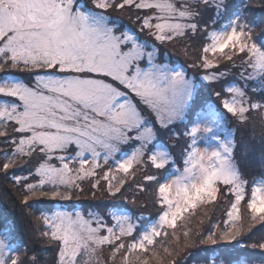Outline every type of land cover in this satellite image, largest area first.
Returning a JSON list of instances; mask_svg holds the SVG:
<instances>
[{
  "label": "snow or ice",
  "instance_id": "1",
  "mask_svg": "<svg viewBox=\"0 0 264 264\" xmlns=\"http://www.w3.org/2000/svg\"><path fill=\"white\" fill-rule=\"evenodd\" d=\"M246 7L247 0H241L229 22L215 27L228 11L226 0H0V73H5L0 77V145L4 146L0 173L30 165V176L12 173L16 185L23 182V203L71 200L73 190L83 191L80 182L97 176L116 196L156 140L155 125L145 110L160 128L169 129L196 107V82L182 68L158 62L159 49L152 45L149 50L135 31L118 26L109 9L142 12L136 17L139 30L160 44L202 31L207 43L200 50V67L218 68L220 60L233 61L240 55L250 69L246 79L264 87V40L253 41L255 25L249 23ZM202 8L215 12L211 30L201 26ZM14 71L31 74V82L11 75ZM224 75L207 73L203 80L213 83ZM224 91L227 96L215 92L219 105L202 106L184 133L189 141L183 170L162 180L145 177L157 182L161 208L148 229L135 234L133 218L115 210L108 213L111 224L96 213L85 217L81 212L55 210L37 216L44 225L41 236L55 245L54 264H176L174 256L199 235L189 223L202 206L216 203L221 186L234 199L223 228L215 224L200 243L238 241L245 231L242 203L251 224L264 223V179L249 190L234 157L237 144L226 120L230 114L245 124L250 112H260L264 119V91L257 100L241 87L230 85ZM207 140L214 146L201 147L200 142ZM130 141H139L140 146L98 172L113 160L121 144ZM148 160L161 170L172 157L166 148L153 145ZM119 173L123 175L117 178ZM31 177L35 182H29ZM99 184L96 179L92 186ZM239 247L264 252V238L251 244L239 240ZM0 264L49 262L2 231ZM219 264L253 262L237 255L234 261Z\"/></svg>",
  "mask_w": 264,
  "mask_h": 264
},
{
  "label": "rangeland",
  "instance_id": "2",
  "mask_svg": "<svg viewBox=\"0 0 264 264\" xmlns=\"http://www.w3.org/2000/svg\"><path fill=\"white\" fill-rule=\"evenodd\" d=\"M81 3H83V0H81ZM201 11L204 14L200 20V23H201V25H205V24L207 25V23L209 21L210 14L206 13V11L209 12L210 8H208V9L202 8ZM135 12H137L135 9H130V8H125L123 10H119V9H115V8L109 9V15L112 17V19L123 22V24H124L123 27H126L125 29H131L133 31H135V30L137 31V29L133 25L134 22L131 23L130 13L135 20H136V17L138 15H142V12H138L136 15H135ZM115 23L119 26V24L117 22H115ZM146 33H147V31H146ZM256 33H258V32H256ZM137 35H138V33H137ZM138 36L140 39L142 38V41L147 42L149 44V50H151L152 45H155L159 49V52H158L159 54H160L161 49H164L169 53V56H166L167 60H163L161 57H159L157 55V61L158 62L167 63V64L174 66V67H177V68L183 67L181 64L180 58L177 57L179 51H178L175 43L172 46L170 45L167 48H163L161 46L163 44H160L157 41H153V40L148 41L147 39H145L144 36H147L146 34H142V37H141L140 33H139ZM188 37L190 39H192L193 44L195 43V45H194L195 47H200V45L203 41V38H202V35L198 33V31H197L196 35L189 34ZM177 41L182 44L181 40H177ZM187 52H189V51H187ZM190 52H191V50H190ZM194 52L192 55V59L194 60L195 63H199L200 62V60H199L200 55L197 54L195 50H194ZM235 65H237L236 68L242 69L240 72H238V74L231 76L232 74L230 72V75H229V77L231 76L230 78L228 77L222 81L218 80V81L213 82V83H217V84L221 83V84H219V87L222 84L225 85L226 88L230 85L241 87V88H244L245 91L247 92L246 87H247V85L249 86V84H250V80L246 79V77L248 76L246 69H248V68L246 67L244 60H243L242 56H240V55L235 56L233 61L220 60L218 68L206 70V69H203L202 67H200V70H203L202 73L204 75L207 73L219 74V73H225L226 70H230V71H232L233 69L236 70ZM182 69L185 71L184 68H182ZM4 75H5V73H0V77H3ZM11 75H15L18 78L24 79L26 82H31V74H29V73H25V72H21V71H14V72H11ZM187 75L190 79H193L192 77H190L189 74H187ZM203 76H202V81H200L201 86L200 85L199 86L203 89L204 93L203 92L202 93L204 96H203V98H200V100L202 101L204 99H209L212 101V103H215L212 96L209 95L212 93L209 89V85H211L212 83H209L208 81L203 80ZM235 80H238V81H235ZM240 80L243 83L242 85H239ZM227 83H229V84H227ZM197 88L199 91L198 86H197ZM199 96H201V95H198V97ZM141 107H143V106H141ZM257 113H260V112H250L248 114L249 119L258 118ZM145 115L155 125V129L157 132L156 140L153 141V144L148 145L149 151H147L145 153L143 163L141 165H138L135 167V169L133 170L134 176L129 177L127 179V182L124 184V186L128 182H130L134 177H138V176L141 178V180L144 183L146 182V185H148V186L150 185L151 181L146 180L145 177L148 175H155V172L157 171V169H155L153 166H151V163L148 160V155L150 154V151L153 149V145H155V147L157 149H159L161 147L166 148L172 157V162L168 165L169 170H168V172H166V176L169 175L170 173H175L176 169H180L182 171L184 168L185 152H186V147H187V144L189 141V138L186 135H184V133L192 126L191 122L195 120L196 115L195 114L192 115L191 116L192 118H190V121H186V124H184V121H177L175 124L170 125L169 129H171V131H169V129L160 128L159 124L155 123L154 115H152L147 110H145ZM226 120H227V125L230 128V130L234 133V138H235L237 129H236V131L234 130L236 127L234 125L235 124L234 121H236V118L232 117L230 114H226ZM247 122L250 123L249 120ZM258 123H259L258 119L255 120V124L257 125ZM176 134H180V135L176 136ZM240 135H241V133H240ZM173 137L177 138V140L174 142L172 141ZM245 139H246V134H245L242 141L246 142L248 144L249 142H247ZM235 141L237 144V149L234 153V157L239 164L243 179H245L247 182H249V180H248L249 173L256 167L257 163L262 164V171L260 172L259 176H257L256 179H254L250 184H248V188L250 190V188L252 187L254 182H257L259 180L264 179V159L262 157H259L260 154L258 153V151L260 150L262 145H254V146L249 145V151L246 154L247 157L249 156L248 160L245 159L242 161L239 159L238 148L239 147L241 149L247 148V146H246L247 144L246 143H240V145H239L240 139L237 140V138H235ZM139 146H140L139 141H130L126 144H121L119 146V151H117L114 154L113 160H110L107 165H103L102 168L98 170V172H104L108 168L113 167L114 161L122 160L126 156H130L132 151ZM171 146H173L176 149L174 154H172V152H171ZM200 146L201 147L214 146V142L211 140L201 141ZM69 154L74 155V153H71V150H70ZM53 162L57 163V166H59L58 162H55V161H53ZM29 167H30V165H24V166L20 167L19 169L20 170L25 169L24 171H26V170H29ZM0 175L3 177L4 174L0 173ZM116 175H117V178H119V176H121L123 174L119 173ZM33 178H35V177H33ZM96 179L100 180V184H99L98 188H93L92 185ZM6 182L8 183V181H6ZM80 183L82 184V187H83L82 192L77 191V190H73V198L71 200H60V201L61 202H69L70 204H74V205H80V204L91 205V204L99 202V201H101V202L107 201L113 205H116V207L114 209L115 211L124 212L133 218V221L136 224L135 232L137 231L138 227L141 226L143 224V222L145 221L141 214H143L144 216H148L152 210L150 205H146V204L141 202V201H144L143 200L144 196H142L141 192L138 191L139 189L136 190V188H135L134 195H136V197L134 199H133V197H131V201L129 202L130 203L129 205L123 204V208H127V210H124V209L122 210L121 207H118L121 205V202L119 201V199L116 196H111L108 193L107 182L104 181L103 179H100L99 176L94 177V178L89 179V180H84ZM9 185H11V184H9ZM5 189H6V191H5L6 193L0 194V202L3 203V200L6 198L8 205L9 206L13 205V207L16 209L18 214H20L21 206L19 203L21 201V204H24L23 203V194L19 193L14 188H9L5 182L0 180V193H3V190H5ZM9 192H11V193H9ZM225 192H226V189L224 188V186H221V194L217 198L216 203L213 205L202 206L200 209L197 210V217L193 218L192 221L189 223V227L192 228L193 231H195L198 228L199 233H200V231H202V232H206L205 234H207L209 229L213 230V226L215 224L222 222L220 225L223 226L224 221H220L219 219L222 217V213L224 211V207H225L226 203L228 204L230 202V200L232 202L234 199V197L226 195ZM6 200H5V202H6ZM41 200H49V199L45 198V199H41ZM14 202L17 203V205H14ZM101 202H99V203H101ZM18 204L20 207L18 206ZM66 207L60 206V207H57L56 209H52L51 211H48L47 213L51 214V212L55 211V210L67 211ZM136 209H139L141 214L131 212L132 210L134 211ZM129 210H131V211H129ZM67 212H80V211H69L68 210ZM92 213H94V212H92ZM160 213H161V211H160ZM241 215H242V223L245 227V231H244V234L241 236V240L245 241V240L249 239V240L256 241L259 238H260V240H262V238H264V223L251 224L249 214H248L247 209L243 203L241 205ZM32 216H33V213L31 212V214H29V217H31V218H29L27 220V224H28L27 229L30 228L34 237H37L38 234L41 235L42 228L40 227L39 223L37 222L36 216H33V217ZM158 217H157V219H158ZM200 219H203L202 224L199 223ZM35 220H36V222H35ZM155 221L153 223H155ZM108 222L110 224L113 223L111 220ZM210 223H211V226H210ZM31 225H33L35 228H31ZM150 226H148L146 229H148ZM5 229H7L6 226L0 225V232L4 231ZM146 229H144V230H146ZM144 230H142L140 233H142ZM197 238H200L199 235H197ZM43 239L44 240H42V241L40 240V243L44 242L45 247L47 248L46 253L43 255L46 257L49 264H54V260L56 257L55 245H51V244L47 243L46 238L43 237ZM129 239H131V238H129ZM199 241H201V240L199 239ZM195 242H196L195 239L192 238V244L190 247H192L195 244ZM34 244H38V243L37 242L33 243L32 248H34ZM24 246L27 247L31 251V249L29 248V246L27 244H25ZM209 246L211 247V245H209V244H202L201 243L200 249H205V247H209ZM190 247H188L187 249H189ZM213 248L219 249L220 247L217 244L212 246L210 249V255H211L210 257L213 256L212 252L215 251ZM107 255H108V251L106 250L103 252V256L105 258H107ZM212 258H213V260L217 261V264H219L220 261L217 260L218 259L217 254L215 255V257L213 256ZM174 259L175 260L177 259V255L174 256ZM261 260L264 261V257H262ZM262 261L259 262L258 264H262Z\"/></svg>",
  "mask_w": 264,
  "mask_h": 264
},
{
  "label": "trees",
  "instance_id": "3",
  "mask_svg": "<svg viewBox=\"0 0 264 264\" xmlns=\"http://www.w3.org/2000/svg\"><path fill=\"white\" fill-rule=\"evenodd\" d=\"M226 2L229 5L228 11L226 14L222 16L221 20L217 21L215 27H220L222 24L228 23L230 16L239 8L241 4V0H226ZM243 11L246 13L249 23L255 25L254 30H253V37H252L253 41H256L258 43L261 42L262 40H264V0H247V7L244 8ZM137 13L138 12H135V15ZM206 13L210 14L207 26L209 30H211L212 27L214 26L212 21L215 19V12L210 8V11L209 12L206 11ZM130 16H131V23L134 22L133 25L136 27L137 31L136 30L135 31L138 33V35L140 33V36L142 37V34H146L147 36H144L145 39H147L148 41H152V40L155 41L150 35H148V33H146V31L141 32L139 30V22L133 18L131 13H130ZM114 21L117 22L119 26L121 27L124 26L123 22L117 21V20H114ZM201 26L203 27L204 25H201ZM198 33L201 34L203 38V41L200 47H195L194 46L195 43L193 44L192 39H190L189 37H186L185 39L181 40L182 44L178 41H173L171 43L161 45L163 48H167L170 45L171 46L174 45V43L176 44L177 49L179 51L177 57L180 58L181 64L183 66L182 68L185 69V71L187 72V74L190 75V77H192L193 79L195 78L194 81L199 87V95L201 96L197 97L196 107L193 109L192 113L186 116L184 120V124H186V121H190V118H192L191 116L196 114V112H198L202 106H206L207 104L212 103V101L209 99H204L202 101L200 100V98H203L204 96L203 95L204 91L200 87L201 86L200 81H202V76L204 74L202 73L203 70H200V66H199L200 62L195 63L194 60L192 59V55H193L194 50L196 51L197 54L200 55L201 54L200 50L203 47V45L207 43V41L205 40V34L202 31L198 30ZM140 40L142 41V38ZM186 50L189 52H187ZM158 56L161 57L163 60H167L166 56H169V53L166 50L161 49L160 54L158 53ZM193 65H196V66L194 67ZM236 66L237 65H235V68ZM241 70L242 69L240 68H236V70L233 69L232 71L226 70L225 73H227V75L221 76L219 81H222L225 78H228L230 75V72L232 74L231 76H234L238 74V72H240ZM246 71L248 75V73L250 72V69H246ZM235 81H238V80H235ZM216 84L217 83H212L211 85H209V89L212 92L209 95L212 96L216 105H219V100L215 96V92L217 91L221 92L222 96H227L228 94H226V92L224 91V89L226 88L225 85L222 84L219 87V84L221 83H218L217 85ZM242 84L243 83L240 80L239 85H242ZM253 88H256L257 90L253 92L252 91ZM246 90H247L249 97H251L253 100H257L260 97L261 91H264V87H262L258 81L250 80V84L249 86L247 85ZM257 117L258 118L249 119L250 123L247 122L245 124H240L237 120L234 121L235 123L234 125L236 126L234 130L236 131L237 129L235 138H237V140L240 139L239 145L240 143H246L242 141L245 134H246L245 140L249 142L248 144L246 143L247 148H244V149H241L240 147L238 148L239 159L242 161L245 159L248 160L249 156L247 157L246 154L249 151V145L250 146L262 145L258 153L260 154L259 157H262L264 159V119H262L261 113H257ZM257 119L259 123L256 125L255 120ZM177 135L179 136L180 134H176V136ZM176 140H177L176 137L172 138L173 142ZM0 149H4V146L0 145ZM175 151L176 149L173 146H171L172 154H174ZM33 163L35 162L33 161ZM24 170L25 169L20 170L19 168L10 169L9 174H4L3 177L0 175V180L5 182L9 188H14L19 193L23 194V182L21 183V185H16L12 179V173L30 176V171L29 170L24 171ZM168 170H169V167L167 166L164 169L157 170L155 172V175L158 177V179L162 180L166 176V172H168ZM261 171H262V164L257 163L256 167L249 173L248 184H250L254 179H256V177L259 176ZM35 180H36L35 178L31 177V180L29 182H35ZM6 181H8V183L11 185H9ZM157 186L158 185L156 181H151L149 186L146 185V182L144 183L141 180V178L138 176V177H134L130 182H128L125 186H123V188H121V191L116 195V197L121 202V205L118 207H121L122 210L123 209L127 210V208H123V204L129 205L130 204L129 202L131 201V197H133V199L136 197V195H134L135 188L136 190L139 189L138 191H140L142 196H144V199H143L144 201H141V202L146 205H150L152 209L148 216H144L143 214H141L139 209H136L134 211L129 210L131 212L141 214L145 220L143 224L138 227L135 234H139L142 230L150 226L160 214L161 209L159 207V204L157 203ZM5 191L6 189L3 190V193H0V194H5L6 193ZM5 200L6 198L3 200V203L0 202V225L7 227V229H5L4 231L11 233V236L15 239L17 243L23 246L27 244L29 248L31 249V251H36L41 254H45L47 251L46 250L47 248L45 247V243L44 242L40 243V240L41 241L44 240L43 237L40 234H38L37 237H34L31 229L30 228L27 229L28 227L27 220L31 218L29 217V214H31V212L33 213V216H36V220L43 230L44 225L41 221L37 219V216L40 215V213L42 212L47 213L48 211H51L52 209H56L57 207H60V206H64V207L67 206L66 207L67 211L68 210L69 211H80L85 215V217H87L89 213L94 212L102 216L106 221L111 220L108 213L109 211H113L116 207V205H113L107 201H104V202L99 201L101 203L96 202L91 205H85V204L74 205V204H70L69 202H61L60 200H38V201L30 200L29 204H21V201H20L19 204L21 206V212L20 214H18L16 209L13 207V205L9 206L7 203V200L6 202ZM230 203H231V200L228 204L226 203L224 207V211L222 213V217L219 219L220 221H224L226 219L225 212L228 210ZM14 205H17V203L14 202ZM29 205H32V207H29ZM210 226H211V223H210ZM31 228H35V227L31 225ZM221 228H223L222 225H221ZM210 231H212V229H209L207 234ZM205 233L206 232L200 231L199 233L200 238H197V235L192 236V238L195 239L196 241L195 244L187 250L186 249L182 250L179 256L177 255V259L175 260L176 264H211V261L213 260L212 257L213 256L215 257L216 254L218 255V259H217L218 261H221V260L234 261L237 255H240L242 258L247 257L251 259L253 264H258L259 262L262 261L261 258L264 257V252H262L258 248L257 249H251V248L244 249V248L239 247V240H241V237L238 238V241H233L231 244L224 242V241L218 242L217 245H219L220 248L219 249L213 248L215 251L212 252L213 256L210 257L211 256L210 249L213 245H211V247L210 246L205 247V249H200L201 243L199 239L201 240L203 237H205L207 235ZM245 241L248 244H251V243L259 242L261 240L259 238L256 241L249 240V239ZM36 242L38 244H34V248H32L33 243H36ZM106 250L107 249H105L104 251Z\"/></svg>",
  "mask_w": 264,
  "mask_h": 264
}]
</instances>
